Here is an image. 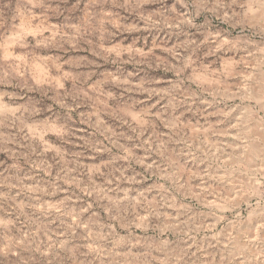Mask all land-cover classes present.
<instances>
[{
  "label": "rangeland",
  "instance_id": "rangeland-1",
  "mask_svg": "<svg viewBox=\"0 0 264 264\" xmlns=\"http://www.w3.org/2000/svg\"><path fill=\"white\" fill-rule=\"evenodd\" d=\"M0 264H264V0H0Z\"/></svg>",
  "mask_w": 264,
  "mask_h": 264
}]
</instances>
